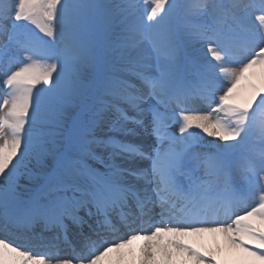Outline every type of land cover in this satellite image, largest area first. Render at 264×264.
<instances>
[{"label":"snow or ice","instance_id":"snow-or-ice-1","mask_svg":"<svg viewBox=\"0 0 264 264\" xmlns=\"http://www.w3.org/2000/svg\"><path fill=\"white\" fill-rule=\"evenodd\" d=\"M145 5L0 0V264H264V0Z\"/></svg>","mask_w":264,"mask_h":264},{"label":"bare ground","instance_id":"bare-ground-1","mask_svg":"<svg viewBox=\"0 0 264 264\" xmlns=\"http://www.w3.org/2000/svg\"><path fill=\"white\" fill-rule=\"evenodd\" d=\"M139 11H140V9H139ZM140 13H141V14H144V13H142L141 11H140ZM197 48H198V51H196V52L194 53V55H199V56H205V55H206V49H205V48H199V46H197ZM208 58L210 59L211 57L208 56ZM2 87H3L2 84H0V88H2ZM99 131H101V132H105V131H107V129H100ZM212 139H213V138H211V137H206V134H205V139L203 140V143H204L205 145H207V144H208V141H210V140H212ZM20 184H21L22 186H27V187H31V186H32V185L29 184V182H28L26 179H24V178H21V180H20ZM40 226H41V225H40ZM41 227H42V226H41ZM141 243H142V240H135V241H132V243H131V245H130L129 247H131V248H138V246H139ZM204 243L207 244V245H209V246H214V241H212L211 234H205V237H204ZM32 249H34V251H35V250H39V247H35V246H33ZM44 250H46L45 253H46L47 255H57V252L55 251L54 248H50V249H45V248H44ZM57 250H58V247H57ZM35 252H36V251H35ZM33 254H34V252H33Z\"/></svg>","mask_w":264,"mask_h":264},{"label":"rangeland","instance_id":"rangeland-1","mask_svg":"<svg viewBox=\"0 0 264 264\" xmlns=\"http://www.w3.org/2000/svg\"><path fill=\"white\" fill-rule=\"evenodd\" d=\"M139 9L142 13L146 10L145 0H139Z\"/></svg>","mask_w":264,"mask_h":264}]
</instances>
